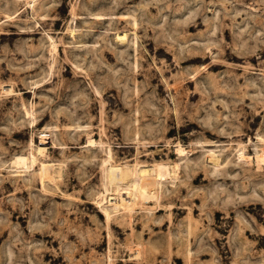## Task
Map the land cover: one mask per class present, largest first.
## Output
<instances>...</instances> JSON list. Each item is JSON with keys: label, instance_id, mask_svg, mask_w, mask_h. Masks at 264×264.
<instances>
[{"label": "rangeland", "instance_id": "374dc122", "mask_svg": "<svg viewBox=\"0 0 264 264\" xmlns=\"http://www.w3.org/2000/svg\"><path fill=\"white\" fill-rule=\"evenodd\" d=\"M0 264H264V0H0Z\"/></svg>", "mask_w": 264, "mask_h": 264}, {"label": "bare ground", "instance_id": "6f19581e", "mask_svg": "<svg viewBox=\"0 0 264 264\" xmlns=\"http://www.w3.org/2000/svg\"><path fill=\"white\" fill-rule=\"evenodd\" d=\"M122 40H124L125 38H126V35H124V36H121L120 37ZM45 142L43 141L41 144H44ZM90 144H96L95 142H93V141H91V143ZM179 152L181 153V154H183V152H184V150L181 148V149H179ZM38 153L40 154V155H42V156H47V150H46V148H42V147H39L38 148ZM186 155V154H185ZM212 160H213V162H214V164L215 165H219V161H218V159L216 158V157H213V158H211ZM17 161H15V164H16V166L15 167H17L18 165H21L22 164V167L23 166H25V168L27 167V168H29V159L28 158H26V157H20L19 156V158H17L16 159ZM33 161L31 162V163H35V157L33 156V159H32ZM52 166V165H51ZM14 167V168H15ZM19 167V166H18ZM25 168H23V169H25ZM159 168H160V166H159ZM161 168H163L162 166H161ZM52 169H54V172L51 170V167H49L48 165H46V164H42V173H41V176H42V178H43V182H44V180L46 181H53L54 180V178H55V168H53L52 167ZM61 169H63V168H61ZM165 169V168H164ZM162 170V169H161ZM161 172V171H160ZM162 172H164V171H162ZM165 172H166V170H165ZM61 173H62V171H61ZM152 173V172H151ZM166 174V173H165ZM165 174L164 173H159L158 175H156V177L155 176H153L154 178H151V177H147V178H144V181H145V186L146 187H148V188H145V190H144V193H147V192H149L148 191V189H149V186H153V185H155V184H157V183H161L162 182V180H163V178L164 177H166L165 176ZM62 175V174H61ZM150 175V174H149ZM155 175V174H154ZM63 176V175H62ZM168 177V176H167ZM167 177L166 178H164V180L165 179H167ZM168 179H169V177H168ZM46 181V182H47ZM136 194H137V191L135 190V192H130V196H132L131 198H133V196H134V198H135V196H136ZM122 196V195H121ZM119 197V200L120 201H118V202H116L115 203V208L116 209H118L119 207H122V206H127V205H131V204H133L134 205V198H133V200L132 199H130L131 201H126L123 197ZM137 197V196H136ZM121 198V199H120ZM128 198H129V196H128ZM117 201V200H116ZM112 202V201H111ZM110 202V203H111ZM132 207V206H131ZM130 208V207H129Z\"/></svg>", "mask_w": 264, "mask_h": 264}]
</instances>
